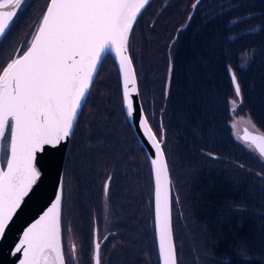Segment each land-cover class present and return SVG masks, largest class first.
<instances>
[{
  "label": "trees",
  "instance_id": "1",
  "mask_svg": "<svg viewBox=\"0 0 264 264\" xmlns=\"http://www.w3.org/2000/svg\"><path fill=\"white\" fill-rule=\"evenodd\" d=\"M194 1L168 0L158 19L154 10L159 0H153L132 35L140 80L139 68L153 67L148 68L151 98L144 99V105L152 122L165 124L164 149L176 190L175 223L197 221L205 230L201 245L190 240L180 252L198 255L201 263L197 260V264H264V175H256L264 173V162H255L253 156H258L253 152L240 151L227 126L231 118L228 100L234 94L230 67L241 86L242 109L264 130V0H203L182 29L191 12L187 6ZM153 17L157 18L154 23ZM249 48L251 61L238 62L239 54ZM145 49L150 50V57ZM107 109L109 117L113 114L132 132L139 160L136 166H141L142 173L145 153L126 121L119 79L115 107ZM79 130L76 127L66 160L71 161L68 173H73L76 182L80 174L73 172L74 139ZM93 136L87 129L88 139ZM101 138L108 140V134ZM123 142L118 139L114 148ZM78 157L86 156L80 153ZM78 213L73 212L77 219ZM149 217L150 224L151 210Z\"/></svg>",
  "mask_w": 264,
  "mask_h": 264
},
{
  "label": "snow or ice",
  "instance_id": "2",
  "mask_svg": "<svg viewBox=\"0 0 264 264\" xmlns=\"http://www.w3.org/2000/svg\"><path fill=\"white\" fill-rule=\"evenodd\" d=\"M149 2L48 0L26 51L15 54L6 64L0 63V158L6 160V165L0 167V238L5 237L14 218L27 208L28 200L39 194L41 170L37 154L44 153L46 148L58 149L69 141L98 65L110 53L119 61L123 100L128 116L133 115V97L138 95V89L129 56V37ZM24 3L25 0H0V43ZM199 3L196 0L192 7ZM228 71L235 96L240 98L237 76L230 67ZM140 123L156 152L151 163L159 259L161 264H178L168 164L148 119L142 117ZM242 142L264 161V134L251 135L246 130ZM62 192L60 188L55 202L23 232L12 252L14 256L19 254V264H70L74 259L71 255L66 259L62 245ZM104 193L107 196V184ZM100 250L101 244L96 242L94 264H101ZM75 251L73 245L71 252Z\"/></svg>",
  "mask_w": 264,
  "mask_h": 264
},
{
  "label": "rangeland",
  "instance_id": "3",
  "mask_svg": "<svg viewBox=\"0 0 264 264\" xmlns=\"http://www.w3.org/2000/svg\"><path fill=\"white\" fill-rule=\"evenodd\" d=\"M202 1L203 0H200V3L196 7L197 9L202 4ZM40 8L41 4L39 3H36L30 9L28 8L29 11L27 12L28 9L26 10L27 14L26 12L23 14L15 27V31L13 32L14 38L12 36V38H8L1 43L0 63L6 64L11 57V54L8 52L14 44L11 43V40L13 39V42H16L15 40L21 39L23 34L27 33V31L29 33L30 26L32 25L29 23L37 16ZM195 10L196 9H194V11ZM188 15L189 13L186 14L184 23ZM251 50L252 49L249 48L247 53H242V51L239 54L240 59L238 62L242 63L250 59L252 57ZM145 53L147 57H150L148 55L150 53L149 49H145ZM5 54H7L4 58L5 61L2 62V58ZM139 69L141 75L143 74V80L142 78L140 80L139 72L136 74L139 81L140 97L144 106V99L148 101L151 98L150 87L152 86L148 85V68ZM117 85V68L114 60L109 56L104 59L100 68H98L97 74L87 94V98L79 110L78 119L75 123V127H79L81 133L74 139L76 154L74 157L73 172L76 170L79 172L80 180L76 182L72 179L73 173L67 175L65 196L67 195L68 199L64 203V222L68 226V233H70L71 237L74 235L72 229L82 224L87 215L89 219L100 222L98 226L106 224L126 225L130 223L134 224L135 219L133 220V218L136 217V215L142 219L145 215L146 208H148L147 197L149 195L151 198L152 192L149 163L147 161L146 168L143 166L142 173H139L141 166H136L139 160L135 156L137 144L133 141L132 132L127 130L126 126L120 123L113 114L111 117H109L108 114L107 108L113 110L115 107ZM232 101L238 103L233 104ZM241 102L244 105L245 100ZM241 102L235 94H232L228 100V104L233 105L232 117L227 123L229 129L228 135L233 141L237 142L236 146L240 151L252 155L254 151L248 150L242 142V135L245 132V128L259 133H262V130L249 113H241L238 115L237 104ZM249 120L251 123L248 122ZM91 123L95 125L91 126ZM253 124L255 127L252 126ZM233 125H235V127H233ZM112 126H114L115 129H113ZM89 128L91 132H94L92 140H89L87 137V129ZM103 133L108 134V140L101 138ZM157 136L160 139L159 131ZM118 139H122L124 142L115 149L114 147ZM80 153L84 154L86 157H78ZM253 158L255 162H260V159L254 156ZM65 168L67 171H71L70 160L67 161ZM111 173L115 175L113 174L112 176ZM105 184L108 185L107 196H105L104 193ZM91 186H94L96 189H90ZM70 196H73V199L83 204V210L79 211L77 214L78 219L73 215V212H76L78 209L69 203ZM185 205H187V203H185ZM85 206L89 209H86ZM93 212L97 216L93 215ZM187 217L191 218L189 211ZM99 218H101V221ZM78 221L80 224H75ZM140 221L141 220H139V223ZM141 225H143V223H140L138 226ZM174 225L177 239L176 245L179 249L181 246L185 247V242L190 241L192 238L194 240L205 232L203 225L198 222H184V220L179 219L175 223L174 219ZM116 230L126 232V230H120L119 226H117ZM146 231L148 233L147 240L140 244H133V247L129 250H126L127 243L124 238H112L114 242L113 245L118 243L114 264H153L152 249H155V241L152 230H150V226L147 222L140 229V232L143 234ZM67 238L71 239L70 237ZM90 241L91 248L86 257L89 260V264H93L94 247L92 245V234L90 236ZM134 253L138 256L134 255ZM188 254L187 252L180 254L178 250V262L182 257V264H188ZM73 257V260L76 261L78 259V254ZM77 264H81V262L77 261Z\"/></svg>",
  "mask_w": 264,
  "mask_h": 264
},
{
  "label": "water",
  "instance_id": "4",
  "mask_svg": "<svg viewBox=\"0 0 264 264\" xmlns=\"http://www.w3.org/2000/svg\"><path fill=\"white\" fill-rule=\"evenodd\" d=\"M24 5L25 3L21 6V9L24 7ZM20 10H18L17 14L20 12ZM26 49L24 51H26ZM23 52L19 54H22ZM108 55H110L114 59L116 66L118 68V71H119L122 104L124 107L125 114L138 140L141 142L148 156V159H149V163L151 166V171H152V175L154 179V215H155V176H154V169H153L151 161L152 159L155 158L156 152H155V148L152 145V142L148 139V136L145 133L140 123L142 117L147 118V116L144 112L142 101L140 99L137 75H136V80H137L138 95H134L133 97L134 112H133V115L129 117L127 114V108L123 100V76L119 69V61L116 58L114 53H110ZM129 56L131 57L130 48H129ZM101 63L98 65V68H100ZM98 68H97V71H98ZM133 69L135 71L134 63H133ZM96 74L97 72L95 73V75ZM135 74H136V71H135ZM95 75H94V78H95ZM94 78H93V81H94ZM86 98H87V95H86ZM75 123H74V126H75ZM149 127L152 128L150 123H149ZM246 130L251 135L258 133L248 128L247 129L245 128V131ZM152 131L157 136L153 128H152ZM260 134H263V133H260ZM244 135H245V132L243 133L242 137H244ZM70 139L71 137L69 138V141L66 144H61V146L58 149L46 148L44 153L37 154V166L41 170V181L38 182L39 194L32 196V198L28 200L27 208L22 213H20L17 218H14V222L10 225V229L6 232L5 237L0 238V264H19V261L17 259V256L19 254H17V256H14L12 255V252L14 251L15 246L22 239L23 232L27 229V227H29L32 223H34L37 219H39L40 215H42L43 212L46 211L47 208L50 207L51 204L55 202V196L59 194V190L60 188H62V174L64 170V163H65L66 153H67ZM160 142H161V147L163 149V140H161ZM164 155H165V160L168 164V160H167L165 152H164ZM168 171H169V178H170V185H171L170 187L171 224H172V230H173V223H172V190L173 188H172V178H171V174L169 170V165H168ZM155 231H156V225H155ZM156 241H157V247H158L157 233H156ZM160 264H161V261H160Z\"/></svg>",
  "mask_w": 264,
  "mask_h": 264
},
{
  "label": "flooded vegetation",
  "instance_id": "5",
  "mask_svg": "<svg viewBox=\"0 0 264 264\" xmlns=\"http://www.w3.org/2000/svg\"><path fill=\"white\" fill-rule=\"evenodd\" d=\"M165 2H166V0H159V8L158 9L162 8V6ZM177 39H178V35L174 37L173 41H177ZM166 41H167V38H166ZM148 68H150V67H148ZM67 199H68V196L64 200V203L67 201ZM82 199H83V197H82ZM69 203L71 205L77 207L78 211L83 210L82 202L76 201L75 199H73V196H70ZM85 208H86V206H85ZM211 214H212V210H209L208 211V218L209 219H211ZM63 220H64V212H63ZM89 220H90L89 216L87 215L82 224H80L78 221L75 224H80V225L73 228L75 235L77 237V240H78V244H79V249H80V254H81V264H89V260L86 257V255H88L89 250H90L89 244H88L89 240H90V233H89V224L90 223H89ZM99 223L100 222H97V224H93V225H95L96 232L98 233L100 239H102L105 236L107 230L117 232V235L108 236L107 239L105 240V242L103 243L102 250H101L102 264H114L118 243L113 245V243H114L112 241L113 237L124 238L126 240V243H127L126 250H129L132 248L133 235L135 237L134 238L135 244H140V243L145 242L147 240V231L144 234L140 232L141 227L145 224L138 226L139 224L136 222V225L133 227L132 225H128V224H126V225L106 224V225L98 226ZM117 226L120 227V230H126V232L117 231L116 230ZM213 226L215 229L219 227V225H213ZM203 234L204 233H202L196 239L193 240V238H192L191 240L194 242H197L199 245H201L203 243V241L205 240V236ZM63 235L65 236V239H67V240L69 239L67 237H71L70 233H68L67 224H63ZM188 258H189L188 264H192V260L189 257V254H188ZM193 258H194L195 264H197V260L199 263H201V259L198 258V255H197V258H195L194 256H193ZM209 263H211V262L209 261ZM70 264H74V263L70 262Z\"/></svg>",
  "mask_w": 264,
  "mask_h": 264
}]
</instances>
